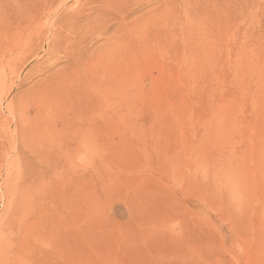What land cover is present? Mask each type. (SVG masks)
<instances>
[{
  "label": "rangeland",
  "instance_id": "374dc122",
  "mask_svg": "<svg viewBox=\"0 0 264 264\" xmlns=\"http://www.w3.org/2000/svg\"><path fill=\"white\" fill-rule=\"evenodd\" d=\"M1 68L0 264H264V0H0Z\"/></svg>",
  "mask_w": 264,
  "mask_h": 264
},
{
  "label": "bare ground",
  "instance_id": "6f19581e",
  "mask_svg": "<svg viewBox=\"0 0 264 264\" xmlns=\"http://www.w3.org/2000/svg\"><path fill=\"white\" fill-rule=\"evenodd\" d=\"M55 1V0H54ZM103 1V0H102ZM52 2V1H51ZM57 2V1H56ZM56 2H55V4H56ZM60 2V1H59ZM105 2V1H104ZM58 3V2H57ZM54 4V3H53ZM49 5V4H48ZM50 6V5H49ZM49 6H47V8L49 7ZM54 6V5H53ZM66 8V7H65ZM87 8V7H86ZM99 8V7H98ZM91 9V10H90ZM90 9H88V11L86 12V9H81V10H79L78 8H73V10H70L69 12H67L68 10L67 9H65V10H67L66 11V15H65V13H64V18L66 19V20H70L71 18H73L75 15H76V13H79V14H82V12L84 11V17H85V19L87 18L88 19V16H90V15H100L101 13H102V10H103V8H100V9H97L98 11H95V9H93L92 10V8H90ZM92 17V16H91ZM97 17V16H96ZM89 19H91V18H89ZM35 29V28H34ZM38 29V28H37ZM40 30H41V28H40ZM39 30V31H40ZM33 31V30H32ZM37 31V30H36ZM39 31H37V32H39ZM33 33V32H32ZM51 33H52V35H51V37H49V40H48V43H49V45L47 46L48 47V52H49V49H52L53 51H54V48H55V42L53 41L52 42V44L50 43L51 42V40L53 39H56V37H58V38H60V34L62 33V30H61V27L60 26H58L57 28H55V29H53V31H51ZM35 34V33H34ZM35 35H38V34H35ZM39 37V36H38ZM64 37V36H63ZM38 39H40V38H38ZM37 39V40H38ZM29 40L30 39H28V42H29ZM46 41H47V39H46ZM50 41V42H49ZM27 42V44H29ZM31 42V41H30ZM40 42V41H39ZM43 42V41H42ZM11 43L13 44H10L9 46H14V42H12L11 41ZM37 43V42H36ZM47 43V44H48ZM38 44V43H37ZM35 45L34 46V50H38V49H40L39 47V45ZM26 45V44H25ZM15 48V47H14ZM14 48H12V49H14ZM31 49H32V46L30 47ZM30 49V50H31ZM32 49V50H33ZM47 49V48H46ZM15 50V49H14ZM14 50H12V51H14ZM47 54V53H46ZM46 54H45V56H46ZM50 54H51V52H50ZM47 56H48V54H47ZM6 57H8V54L6 55ZM12 57H15V56H12ZM9 58V57H8ZM4 60H5V58H4ZM12 60H13V58H12ZM11 60V61H12ZM9 60H8V63L6 62V64L4 65V66H6V65H8L9 64ZM20 62H21V59H20ZM4 63V62H3ZM11 63V62H10ZM11 65V64H10ZM7 67H10V66H7ZM4 68V67H3ZM3 68H1V70H0V72L2 71V69ZM6 68V67H5ZM5 70V69H4ZM14 71H15V69H14ZM2 73H0V75H1ZM2 76V75H1ZM41 95V94H40ZM41 97V96H40ZM39 97V98H40ZM38 98V99H39ZM45 98H46V94H44V95H42V101H44L45 100ZM45 102H47V101H45ZM39 104H42L40 101H39ZM47 104H49V103H46L45 105H47ZM17 126V125H16ZM223 128V127H222Z\"/></svg>",
  "mask_w": 264,
  "mask_h": 264
}]
</instances>
